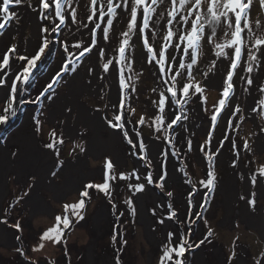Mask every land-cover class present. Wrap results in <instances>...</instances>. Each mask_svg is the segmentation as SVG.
<instances>
[{
  "label": "snow or ice",
  "instance_id": "obj_1",
  "mask_svg": "<svg viewBox=\"0 0 264 264\" xmlns=\"http://www.w3.org/2000/svg\"><path fill=\"white\" fill-rule=\"evenodd\" d=\"M72 4L73 0H36L35 5L32 0H0V37L6 36L8 29L14 25L21 24V17L14 11L15 7L26 5L37 13L38 17V43L35 50L30 55L21 54L18 51V45L12 43L0 59V89L6 92L5 99L0 101V127L6 128L10 120L17 117L19 94H28L34 72L38 71L40 65L49 57L56 58L59 53L58 70L48 78V83L38 95L23 101L25 104L36 106L37 110L31 117L34 134L41 135L45 125H53L48 132V142L43 144L44 149L55 157L56 162L51 176L55 178L57 173L65 167V161L60 159V153L66 138L73 142L77 139L73 135L77 120L73 106L65 105L60 115H55L51 108L60 96L59 90L71 86L72 80L82 66L87 73L88 85L93 84L94 74L101 81L107 80L109 76L116 79L117 101L105 105L101 120L112 135L122 136L130 145L133 157L144 161L146 167L151 168L153 157L150 155L149 145L139 132H136L135 139L130 138L127 127L130 123L129 117L136 111L132 107V97L137 91L132 73L133 64L138 60L134 55L136 44L133 43V38L135 37L138 42L142 41L141 48L144 50L145 61L155 69L154 74L164 85L163 90L152 89L159 99L150 101L154 110L152 124L158 134L155 138L159 140L162 134L167 142L164 151L160 153L162 159L157 163L161 171L157 173L155 181L151 171L143 177L144 182H140L141 176L136 171L130 173L121 171L117 177L115 172L117 165L110 157H106L103 182L83 184L78 201L63 205L65 213L71 211L73 216L82 220L90 190L104 193L111 202L110 190L112 182H115L117 178L121 181H130L135 178L136 183L128 184V188L134 189V196L146 194L148 185H154L161 192L164 191L168 178V146H171L172 157L178 155L173 143L178 135L175 129L180 127L187 131L185 126V121L189 118L187 105L193 98L199 97L201 103L206 101L204 95L206 88L202 86L201 81L209 79L210 75L214 77L221 74L220 98L218 103L213 105L206 140L204 144L199 145V151L204 154L208 163L207 178L200 181V190L204 191L203 201L198 205L200 214L196 215L195 219L192 218L191 208L194 207L192 197L197 191L194 188L188 196L189 232L187 235L181 234L180 237H174L172 232H168V244L165 245L163 259L160 262V264L165 262L187 264L186 254L199 248L213 235L209 230L205 238L198 243L190 242L191 224L201 219L209 199L216 193L218 179L215 172V159L221 155L220 149L224 147V142H228L230 149L234 151L235 158L231 164L234 169L240 162L241 150L244 153L252 152L250 138H245L242 146H238L235 140L229 139L228 133L238 132L246 119L245 109L233 100L237 85L244 93L251 95L252 90H255L259 94L250 111L264 120V82H256V77L264 70V20L253 17V0H91V14H86L79 20L77 10L72 7ZM260 4L264 6V0H260ZM117 17L124 20V28L118 34L114 32V21L120 22ZM81 29L87 31L90 39L85 40L82 38L84 34L81 33V38H74L72 42H69L68 34L75 37V33L80 32ZM158 35L161 41L159 44L156 43ZM112 38L118 41L115 46L111 44ZM205 47H208L211 54L207 61H203ZM92 55H95L97 60L95 64L90 65L87 61ZM11 61L23 63V67L17 68L13 73ZM219 65H223L222 73ZM197 74L201 80L197 79ZM136 75L139 76L142 73L138 72ZM176 109L178 112L172 116L171 113ZM226 109L224 117L226 131L223 139L218 141L219 147L213 151L211 144L217 130L218 118L221 117V113H225ZM93 111L101 113L102 110L95 108ZM204 111L207 112L208 109L205 108ZM233 121L237 123L234 124ZM145 122L146 117L140 116L138 124L144 125ZM77 131L79 138L82 139L87 129ZM260 131L264 133V126ZM187 148L188 151L192 150L191 139L187 140ZM76 149H79L81 155L86 152L83 142L75 143L73 152ZM240 178L242 180L245 178L243 173ZM249 179L251 190L247 195H241L239 199L244 200L250 212L255 213L258 198L264 199V191H260L261 186H264V164H260ZM187 182L191 184L190 180ZM35 186V177H32L31 182L15 202L19 204L25 198H30ZM258 192H260L259 197ZM167 196L172 197L173 193L168 191ZM125 203L128 205L130 214L135 216L137 209L132 199L126 200ZM159 207L160 205H157L151 210L153 215H156ZM171 207L172 205L169 204L168 208L171 209ZM115 208L116 205L113 204V209ZM166 219L169 221L175 219L179 222L175 211L159 219L158 223L163 225ZM55 220L56 226L45 231L40 237L41 241L61 243L64 229L70 226L71 221L67 214L63 217L57 215ZM0 223L7 224V220H0ZM13 227L17 232H22L19 222ZM174 238L177 240L175 244L172 243ZM16 239L20 240L21 237L17 236ZM39 247L42 249L44 244L41 243ZM17 251L22 256L25 255L22 247ZM235 255L233 250L229 257V264ZM25 259H27L26 256ZM255 264H264V252L255 260Z\"/></svg>",
  "mask_w": 264,
  "mask_h": 264
},
{
  "label": "rangeland",
  "instance_id": "obj_2",
  "mask_svg": "<svg viewBox=\"0 0 264 264\" xmlns=\"http://www.w3.org/2000/svg\"><path fill=\"white\" fill-rule=\"evenodd\" d=\"M32 3L35 5L36 0H32ZM72 7L77 10L78 20L86 14H91V0H73ZM26 9H29L26 5L14 8V11L21 17V24L19 26L14 25L8 29L6 36L0 37V59H2L4 51L12 43L18 45V51L21 54L30 55L35 50L38 43L37 26H34L30 21L29 11L27 13ZM252 15L254 18L259 17L264 20V6H261L260 0H253ZM117 19L120 22L114 21V32L116 34L124 28V20L120 17H117ZM73 27L75 28V26ZM81 33L84 34L82 38L85 40L90 39L87 31L81 29L80 32L75 33V37L72 34H68L69 42H72L74 38H81ZM110 36H112V33H110ZM117 42L116 38L111 39L112 46H115ZM160 42L158 35L156 43L159 44ZM133 43L136 44L134 55L138 60L137 63L133 64L132 73L137 89L136 94L132 97V107L136 111L129 117V119L133 120V124L129 123L127 127L130 138L135 139L136 132H139L149 145L150 155L153 157L152 167L142 166L144 161L137 160L131 155L132 149L122 136L117 137V144H113L107 149H105V146H101L99 151L89 152V140L86 137L79 138L77 131L90 130L82 123H78L77 129H74L73 135L77 137L75 142L66 138L60 153V159L65 161L64 169L75 164L78 165L83 173L74 172L79 180V184L75 188L65 191L63 194H57L56 189L50 183L37 186L36 182L40 180L38 166H25L28 168L25 169L26 174H29L28 176L26 174L21 175L15 168L7 166L10 159L6 162V156L9 155V158H12L14 157L13 153L18 155L21 151V146L18 143H11L10 138L18 137L20 133L25 136L34 134L31 117L37 110L36 106L25 104L23 101L38 95L48 83V78L58 70L59 53H57L56 58L49 57L47 61L40 65L39 70L34 72L32 83L28 87V94H19L20 102L17 117L6 128L0 127V183L4 182L6 187V191L0 195V220H7V224H2L6 232L11 235L6 241L0 236V264H101L100 261L104 259L106 264H117V261H119V264H160L163 259L165 245L168 244V232H172L174 237L188 234L190 221L186 214L189 212V193L194 188L197 189L192 197L195 208L192 211L193 219L200 214L197 212L198 205L204 198V191L200 190V181L206 179L202 169L208 163L201 156L199 145L204 144L207 132L210 129V115L213 111V105L218 103L222 91L221 77L218 78V82L216 80L213 83H211L210 77L207 80H202V86L209 89L207 91L209 98L208 95H205L206 101L201 103L199 97H195L187 105L189 117L185 121L187 131L185 132L180 127L175 129L178 135L174 141H180L181 146L179 144L175 145V150L178 153L177 157L168 156V178L163 192L155 188L154 185H148L146 187L148 189L147 198L142 201L140 194L134 196V189L128 188L129 183L137 182L135 178L130 181H121L117 178L115 182H112L110 190L111 202L104 193L90 190L82 220L73 216L71 211L68 213L64 211V204H72L78 201L80 198L79 191L82 189L83 184L103 182L106 157H110L113 163L117 165L115 169L117 177H119L121 171L125 173L136 171L141 176L140 182H144L143 177L151 171L155 181L156 174L160 171L157 163L162 159L160 153L164 151L166 141L162 134L159 140L155 138L158 134L155 132L154 124H152V113L154 110L150 101L159 99L158 95L152 92V89L156 88L157 91H160L163 90L164 85L157 79V75L154 74L155 69L146 63L144 50L141 48L142 41L138 42L134 37ZM210 55L208 47H205L203 61H207ZM96 60V56L92 55L87 62L91 65L95 64ZM11 63L13 64V73L17 68L23 67V63L14 61H11ZM78 72L76 80L79 81V84L82 82L83 87H86V89H79L81 92L77 94H75L77 91H71L70 87L60 89V96L54 106L58 104L62 106L71 105L78 117L80 108L76 104H78V97H80L81 103L87 109L100 108L102 110L99 113L101 117L104 114L105 105L117 101V87L115 88L116 95L112 98V83L109 78L101 81L94 74L93 84L87 87V73L84 67L82 66ZM138 72L142 73V75L137 76L136 73ZM199 77V74H197V79ZM256 82H264V70L256 77ZM1 91L2 89H0V101H3L5 97L1 96ZM258 97L259 94L255 90H252L251 95H249L244 93L242 88L237 85L236 96L233 100L245 109L246 119L240 126L239 133L242 134L241 136L238 135L236 142L238 146H241L239 139L244 141L245 138H250L252 152L244 153L241 150L240 162L234 169L231 167L235 158L234 151L230 149L228 142H224V147L220 149L221 155L215 159V172L218 179V187L214 195L216 198L214 199L213 196L209 199L205 211L201 219H199L201 223L196 220L194 224H191L190 242L198 243L205 238L209 230L212 231L213 235L199 248L194 249L190 254H186L187 264H200L199 260L202 255L207 264H229V257L233 250L236 255L231 260V264H255V260L264 252V235L261 236L258 230L260 223L262 227L263 214L261 212L264 211V199L258 198L255 213L250 212L245 205V201L239 199L241 195H247L251 190L250 175L257 170L260 164H264V133L260 131L261 127L264 126V120L252 113L249 108L251 102L255 104ZM205 108L208 109L207 112L204 111ZM28 111L30 112V119H26ZM177 111L178 109L172 112L171 115L174 116ZM226 112L227 109L218 118L217 130L214 133L211 144L213 151L219 147L218 141L223 139L226 131V119L224 118ZM55 115L60 114L56 113ZM108 115L110 116L111 113L109 112ZM141 115L146 117V122L141 125L142 129L140 130L137 128V123ZM233 123H237V121H233ZM52 126L51 124L45 125L43 134H36L39 147L44 149L43 144L48 142V132ZM110 133L109 130L104 131L106 138L110 137ZM254 133H258V135H253ZM188 139L192 140L191 151H188L187 148ZM229 139L232 140L231 138ZM81 142L85 144L86 148V152L83 155L79 153V149L73 152L75 143ZM152 142L157 144L156 151L153 152L151 148ZM168 147L171 152V146ZM5 148H7V152L4 151ZM181 151L183 153L180 155L179 152ZM51 159L56 162L54 154H52ZM62 169L53 178V182L59 185L64 182V169ZM242 173L245 177L243 180L240 178ZM184 176L186 179L191 180V184L187 182L188 180H185ZM32 177H35L36 186L33 188L30 198H25L24 201L17 204L15 202L16 198L25 190ZM38 187L41 199L46 202L49 208L42 204L35 207L37 203H41L37 196L32 197ZM168 191L173 193L172 197L167 196ZM260 191H264L263 186H261ZM259 195L260 192H258V197ZM128 199H132L137 209L135 216L130 214L128 205L125 203ZM113 204L116 205L115 209H113ZM143 204L146 210L144 215L149 218L148 221L143 219ZM169 204L172 205L171 209L168 208ZM157 205H160V207L157 208L156 215H153L151 210L156 208ZM103 210L109 215L107 220L105 219L106 222L102 220L100 221L101 224H99L98 216ZM171 211L177 213L179 222L175 219L171 221L166 219L165 224L161 225L158 223L159 219L165 218ZM66 214L69 216L71 224L67 229H64L61 243L41 241L40 237L42 234L56 226L55 217L57 215L63 217ZM249 214H256V216H248ZM253 219L256 221L252 222ZM17 222L21 224L22 232H17L13 227ZM153 231L155 233L154 236L152 235ZM17 236H20L21 239L17 240ZM114 236L115 240H113ZM260 238L262 242L259 240ZM41 243L44 244L42 249L39 247ZM172 243H177V240L174 238ZM21 247L25 253L24 256L17 251ZM154 249H157L156 252ZM91 250L95 253L94 257L90 255ZM25 256L27 259H25Z\"/></svg>",
  "mask_w": 264,
  "mask_h": 264
},
{
  "label": "bare ground",
  "instance_id": "obj_3",
  "mask_svg": "<svg viewBox=\"0 0 264 264\" xmlns=\"http://www.w3.org/2000/svg\"><path fill=\"white\" fill-rule=\"evenodd\" d=\"M27 13L29 11V19L32 22V24L34 26H37L38 24V17H37V13L33 12L31 9H26ZM220 69H221V73H222V69L223 66L219 65ZM15 73V72H14ZM79 74V72H78ZM77 75H75V78L72 80L71 83V91H77L75 94L80 93L81 90L79 89H83L86 87H83V83L81 82V84H79V81H77ZM220 74H217L216 76H210V81H212L211 83H213L214 81L217 80L218 82V78H220ZM112 83V98L116 95L115 92V88L117 87V82L116 79L112 76L108 77ZM9 79H11V77H9ZM116 85V86H115ZM89 85H87L88 87ZM1 96L5 97L6 96V92L4 89H2L1 91ZM67 98V97H66ZM78 104L80 111H79V116L77 117L76 123H75V129H77V125L78 123H82L84 126H86L87 128H89L90 130H88L86 132V134L84 135V137H86L89 140V152H96L99 151L101 146H105V149H107L108 147H111V145L113 144H117V136L112 135L111 133L109 134L110 137H107L104 135V131H106V126L103 123V121L101 120V117L99 115V113L97 114L96 112L93 111V109H87L85 107L84 104L81 103L80 101V97H78ZM71 104V103H70ZM254 104L251 102L250 104V109L252 108ZM53 108L51 109V111L54 114H61L62 109L64 106L62 105H56V106H52ZM97 115V116H95ZM26 119H30V112H27L26 115ZM11 143H18L21 146V151L18 155L9 158V155L6 156L5 160L7 162L8 159H10V162L7 163V166L9 167H13L15 168L21 175L22 174H26L25 169H28V166H38V174L40 175V180L37 181V186L41 185V184H45V183H50L51 186H53L56 189V193L57 194H63V192L68 191L70 189L75 188L76 185L79 184V180L77 179V176L75 175L74 172L78 171L79 173L83 174L81 169L78 167V165H73V166H67L66 169H62L64 174V182L59 185L53 182V177L51 176V172L54 170V166H55V162L52 161L51 156L52 154L39 147L38 146V140L36 139V134L33 135H28L25 136L24 134L20 133L18 135V137H11L10 138ZM101 139V140H100ZM100 140V141H99ZM120 143V142H119ZM102 144V145H100ZM156 146L157 144L155 142L151 143V148H152V152L156 151ZM114 148H116L115 146H113ZM118 148V147H117ZM5 152H7V148L4 149ZM27 166V167H25ZM37 170V169H36ZM29 174H26V176H28ZM75 184V185H74ZM35 190V189H34ZM147 188H146V194H140V198L141 200L145 201V199L147 198ZM6 191V187L5 185H3L2 187L0 186V195H2L4 192ZM37 196L39 198V200L41 201V203H37L35 207L40 206V204L44 205L45 207L49 208V206L46 204V202H44L43 199H41L40 194H39V187H38V191L35 190V193L33 194L32 197ZM0 200H1V196H0ZM34 202V201H33ZM145 205H142V214L144 215L145 213ZM50 210H52L50 208ZM245 214V212H244ZM109 213H107L105 210H103L99 216H98V223H100V221H105L107 220ZM248 216H256V214H249ZM247 218V217H246ZM106 219V220H105ZM145 221H148L149 218L144 215L143 218ZM256 220L253 219L252 222H255ZM102 227V225H101ZM153 236L155 235L154 231L152 232ZM0 236L3 238V240H7L11 237L10 234H8L4 228V225L2 223H0ZM91 256H95V253L90 252ZM200 264H207V262L205 261L204 256L202 255V257L199 260ZM101 264H106V260H101L100 261ZM223 264V263H222Z\"/></svg>",
  "mask_w": 264,
  "mask_h": 264
},
{
  "label": "trees",
  "instance_id": "obj_4",
  "mask_svg": "<svg viewBox=\"0 0 264 264\" xmlns=\"http://www.w3.org/2000/svg\"><path fill=\"white\" fill-rule=\"evenodd\" d=\"M199 79L201 80V78L199 77ZM198 79V80H199ZM204 95H208V98H209V94L207 93V89L205 90V93H204ZM178 112V111H177ZM176 112V113H177ZM142 116V115H141ZM144 116V115H143ZM130 120V123L131 124H133V120H131V118L129 119ZM235 124V123H234ZM137 128H139L140 130L142 129V127H141V125H139L138 123H137ZM143 131V130H142ZM141 131V132H142ZM239 131L238 132H236V131H231V132H229L228 134H229V138H231L232 140H235V141H237V138H238V135L239 136H241V134L242 133H239ZM224 134H225V132H224ZM174 143V146L175 145H180V141H178L177 140V142H173ZM237 143V142H236ZM239 144H241V146H242V144H243V141H242V139H239ZM166 146H167V142H166ZM181 146V145H180ZM180 153V155L183 153L182 151L181 152H179ZM200 154H201V156L203 157V158H205L204 157V154L202 153V152H200ZM169 155H171V152H170V148H169ZM189 160V159H188ZM142 166H145V164L144 163H142ZM250 168H251V166H250ZM203 173L205 174V177L207 178V171H208V164H207V166L206 167H204L203 169ZM160 171H161V169H160ZM159 171V172H160ZM185 172V171H184ZM184 175V174H183ZM184 178H185V180L187 181H189V179H186V177L184 176ZM155 179H157V174H156V178ZM191 181V180H190ZM168 190H170L169 188H168ZM216 197L214 196V199H215ZM194 201H192V203H193ZM207 206V205H206ZM195 210V208L194 207H192L191 208V213H192V211H194ZM198 213H199V208H198V211H197ZM186 217H189V212L186 214ZM198 223H201V220H198ZM198 237V236H197ZM201 237H202V235H201ZM260 241H261V238L259 239ZM262 242V241H261ZM263 245H264V243H263ZM155 250V252H156V250L157 249H154ZM128 264V263H127Z\"/></svg>",
  "mask_w": 264,
  "mask_h": 264
},
{
  "label": "water",
  "instance_id": "obj_5",
  "mask_svg": "<svg viewBox=\"0 0 264 264\" xmlns=\"http://www.w3.org/2000/svg\"><path fill=\"white\" fill-rule=\"evenodd\" d=\"M216 89H219V88H216ZM13 121H14V119L10 120V123ZM36 191H38V188H36ZM258 230H259L260 235L263 236L264 235V220H262V227H261V223H260V228H258Z\"/></svg>",
  "mask_w": 264,
  "mask_h": 264
},
{
  "label": "flooded vegetation",
  "instance_id": "obj_6",
  "mask_svg": "<svg viewBox=\"0 0 264 264\" xmlns=\"http://www.w3.org/2000/svg\"><path fill=\"white\" fill-rule=\"evenodd\" d=\"M7 182H8V180H7ZM8 184V183H7ZM4 185V182L3 183H0V186L2 187ZM263 210V209H262ZM262 214H263V220H264V211L263 212H261ZM261 214V215H262ZM260 217V216H259Z\"/></svg>",
  "mask_w": 264,
  "mask_h": 264
}]
</instances>
